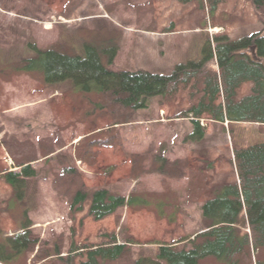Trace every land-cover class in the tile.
<instances>
[{"label": "rangeland", "instance_id": "1", "mask_svg": "<svg viewBox=\"0 0 264 264\" xmlns=\"http://www.w3.org/2000/svg\"><path fill=\"white\" fill-rule=\"evenodd\" d=\"M262 32L264 8L257 10L253 0H226L214 17L197 0H0V244L20 232L25 211L39 240L10 264H69L73 245H102L112 234L128 245V253L104 264H148L160 244L194 240L204 231L203 205L216 187L238 180L234 146L264 141L263 125L216 123L207 115L201 118L205 138L192 141V116L181 118L199 102L190 90L131 111L108 96L78 92L71 83L46 85L39 75L12 69L32 55L29 45L78 55H84V43L107 52L117 47L111 70L171 75L179 64L202 61L208 42L216 46L215 37L238 41ZM252 89L244 84L237 100ZM223 102L221 94L218 104ZM158 156L187 165L195 179L156 172ZM20 163L37 172L27 181L22 204L3 178L20 172ZM100 189L145 198L149 207H123L102 221L89 215L90 203L71 213L76 192ZM160 210L166 218L158 217ZM57 251L60 258L47 259ZM85 254L75 264L86 263ZM201 264L222 263L209 258ZM239 264H264V250L252 248Z\"/></svg>", "mask_w": 264, "mask_h": 264}, {"label": "trees", "instance_id": "2", "mask_svg": "<svg viewBox=\"0 0 264 264\" xmlns=\"http://www.w3.org/2000/svg\"><path fill=\"white\" fill-rule=\"evenodd\" d=\"M177 1L188 4L190 0ZM225 1L197 0L199 8L207 10L211 17ZM253 2L257 10L264 8V0ZM214 43L215 47L211 41L208 42L202 61L179 64L171 75L113 71L109 67L116 60L118 48L107 52L89 43L83 44L84 55L56 47L42 50L34 44L29 45L32 55L12 65V69L17 73L39 75L46 85L71 83L83 94L108 96L114 103L131 111L148 109L156 97L169 100L182 89L190 90L191 99L200 96L199 102L192 104L181 118L192 116L194 131L190 139L194 142L202 141L206 136V129L200 124L204 115L216 123L264 126V32L238 41L215 37ZM213 61L216 67L210 68ZM246 83L253 84L251 94L238 101V91ZM221 94L224 102L218 104ZM233 156L238 180L213 190L212 198L202 207L206 224L204 231L194 240L160 244L156 259L148 264H201L209 258L222 264H239L242 257H251L252 248L264 250V141L247 147L236 145ZM17 167L20 172H5L3 178L13 189L14 198L22 204L26 199L27 181L37 177V172L26 163ZM156 167V172L165 176L178 178L187 174L191 180L196 176L190 175L185 168L187 165L169 163L162 156L156 158ZM170 167L172 172H168ZM178 170L182 171L174 172ZM68 174H71L70 169L65 171V176ZM87 203H90L88 213L96 221L116 214L123 207H149L145 198L136 195L126 198L107 189L79 190L71 203V213L83 212ZM166 205L167 202H162L160 209L164 210ZM158 217L166 218V215L160 210ZM105 238H108V243L98 246L73 245L68 263L75 264L77 255L81 253H86L88 259L84 264L119 262L128 253V245L120 244L113 234ZM185 242H189L192 248L180 249L179 244ZM37 244L39 240L34 237L32 221L25 211L20 232L0 244V263H12ZM61 255L57 251L47 259L60 258Z\"/></svg>", "mask_w": 264, "mask_h": 264}, {"label": "built area", "instance_id": "3", "mask_svg": "<svg viewBox=\"0 0 264 264\" xmlns=\"http://www.w3.org/2000/svg\"><path fill=\"white\" fill-rule=\"evenodd\" d=\"M204 122H205L204 120H201V124H202L203 126L205 125Z\"/></svg>", "mask_w": 264, "mask_h": 264}, {"label": "crops", "instance_id": "4", "mask_svg": "<svg viewBox=\"0 0 264 264\" xmlns=\"http://www.w3.org/2000/svg\"><path fill=\"white\" fill-rule=\"evenodd\" d=\"M193 132L190 133V135L192 134ZM179 136V135H178ZM167 158H168V155H167Z\"/></svg>", "mask_w": 264, "mask_h": 264}]
</instances>
